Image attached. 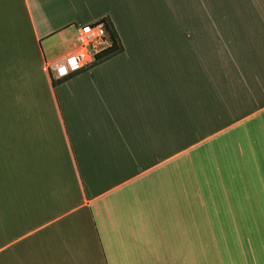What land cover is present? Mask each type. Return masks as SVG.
Segmentation results:
<instances>
[{
    "label": "crops",
    "instance_id": "obj_1",
    "mask_svg": "<svg viewBox=\"0 0 264 264\" xmlns=\"http://www.w3.org/2000/svg\"><path fill=\"white\" fill-rule=\"evenodd\" d=\"M234 1L221 45L208 2L0 0V264H264V0ZM103 18L121 50L53 80Z\"/></svg>",
    "mask_w": 264,
    "mask_h": 264
},
{
    "label": "built area",
    "instance_id": "obj_2",
    "mask_svg": "<svg viewBox=\"0 0 264 264\" xmlns=\"http://www.w3.org/2000/svg\"><path fill=\"white\" fill-rule=\"evenodd\" d=\"M111 45L112 38L103 21L75 25L73 48L50 60L47 71L55 81L66 79L94 64Z\"/></svg>",
    "mask_w": 264,
    "mask_h": 264
},
{
    "label": "rangeland",
    "instance_id": "obj_3",
    "mask_svg": "<svg viewBox=\"0 0 264 264\" xmlns=\"http://www.w3.org/2000/svg\"><path fill=\"white\" fill-rule=\"evenodd\" d=\"M189 4L196 8H199V11L202 10V4H207L209 9V29H210V40L211 43L218 42L221 44V38H225L223 33V21L232 22L233 21V8H229L234 5V0H188ZM202 12H200V20H203ZM205 20V17H204ZM226 39V38H225ZM222 45V44H221ZM12 88L11 83L8 78L0 77V105L6 103L7 106V115H9V111L11 110V105L13 102L11 100V94L9 90ZM248 126V125H247ZM238 131L230 132L229 134H236ZM221 138L217 139L213 143L218 142ZM234 158L227 156L224 160L225 163L233 164ZM248 161V159L246 158ZM235 163V161H234ZM249 227V222H247Z\"/></svg>",
    "mask_w": 264,
    "mask_h": 264
},
{
    "label": "trees",
    "instance_id": "obj_4",
    "mask_svg": "<svg viewBox=\"0 0 264 264\" xmlns=\"http://www.w3.org/2000/svg\"><path fill=\"white\" fill-rule=\"evenodd\" d=\"M100 21L104 22L106 29L109 31L110 36L112 38V45L107 50H105L102 54H100L98 58H100L101 56L103 57L110 56L114 53L119 52L122 48L119 38L117 36V33L114 30L113 26L110 24V22L106 18H103Z\"/></svg>",
    "mask_w": 264,
    "mask_h": 264
}]
</instances>
